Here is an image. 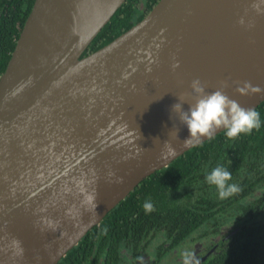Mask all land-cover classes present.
Segmentation results:
<instances>
[{
    "label": "water",
    "instance_id": "obj_1",
    "mask_svg": "<svg viewBox=\"0 0 264 264\" xmlns=\"http://www.w3.org/2000/svg\"><path fill=\"white\" fill-rule=\"evenodd\" d=\"M124 1H34L0 76V264H56L141 180L208 140L185 144L172 110L194 102L193 80L245 108L264 101L240 91L264 89V0H158L82 56Z\"/></svg>",
    "mask_w": 264,
    "mask_h": 264
},
{
    "label": "trees",
    "instance_id": "obj_2",
    "mask_svg": "<svg viewBox=\"0 0 264 264\" xmlns=\"http://www.w3.org/2000/svg\"><path fill=\"white\" fill-rule=\"evenodd\" d=\"M35 0H0V76ZM158 0H125L82 56L141 20ZM145 2L146 14H140ZM261 126L229 138L226 129L141 180L56 264H122L123 254L159 238L166 255L185 243L209 253L200 264H264V101L256 108ZM216 167L232 174L240 191L221 199L206 176ZM150 201L154 211L146 213ZM123 252V253H122Z\"/></svg>",
    "mask_w": 264,
    "mask_h": 264
},
{
    "label": "clouds",
    "instance_id": "obj_3",
    "mask_svg": "<svg viewBox=\"0 0 264 264\" xmlns=\"http://www.w3.org/2000/svg\"><path fill=\"white\" fill-rule=\"evenodd\" d=\"M190 87L195 95L194 102L189 103L187 111L182 109V103L178 102L172 106V110L177 112L179 121L187 126L189 138L185 144L199 143L202 137L211 139L217 130L226 129L229 138H236L240 134H249L254 129L261 126L260 113L255 108H245L238 101L231 99L223 90L217 89L213 92H206L204 85L199 79L192 81ZM250 90L253 93L264 91L259 86L246 83L245 88L240 91ZM183 101V97L179 98ZM169 155L175 154V149L169 146ZM232 174L223 167H216L206 176V181L214 185L221 199L228 198L240 191L236 184L229 183ZM94 196H89L90 202L94 201ZM95 206V205H94ZM146 213L154 211V205L150 201L143 204ZM22 251V249H21ZM183 264H200L192 251L181 253Z\"/></svg>",
    "mask_w": 264,
    "mask_h": 264
},
{
    "label": "rangeland",
    "instance_id": "obj_4",
    "mask_svg": "<svg viewBox=\"0 0 264 264\" xmlns=\"http://www.w3.org/2000/svg\"><path fill=\"white\" fill-rule=\"evenodd\" d=\"M189 238L185 239V241L187 240L185 243L174 248L169 255H166L163 251V247L159 246V238L152 239L150 243L139 246L134 254H130L131 252H128L127 256L123 254L122 264H182L181 261L183 258L181 253L191 250L193 241H188ZM198 242L200 251L203 253L205 251L204 248L207 246V242L202 239Z\"/></svg>",
    "mask_w": 264,
    "mask_h": 264
},
{
    "label": "flooded vegetation",
    "instance_id": "obj_5",
    "mask_svg": "<svg viewBox=\"0 0 264 264\" xmlns=\"http://www.w3.org/2000/svg\"><path fill=\"white\" fill-rule=\"evenodd\" d=\"M139 6H140V11H141L140 14L144 16L147 12L146 11L147 6H145V2H141ZM193 244L191 246L190 251L194 252L196 259L200 258L202 255H204L208 251L207 250V251H204L203 253H201L199 244L198 243H193ZM181 263L183 264V259H182Z\"/></svg>",
    "mask_w": 264,
    "mask_h": 264
}]
</instances>
